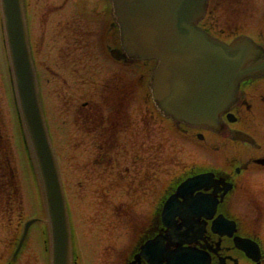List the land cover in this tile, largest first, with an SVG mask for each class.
Segmentation results:
<instances>
[{
  "label": "rangeland",
  "instance_id": "obj_1",
  "mask_svg": "<svg viewBox=\"0 0 264 264\" xmlns=\"http://www.w3.org/2000/svg\"><path fill=\"white\" fill-rule=\"evenodd\" d=\"M31 1L38 7L32 4L31 12L34 17L30 31L33 40H37L41 47V56L38 59L44 61V65L41 63L40 70L43 104L48 124L54 134L59 165L74 222L75 254L79 255L81 264H116L117 262L122 264V260L128 254L129 238L135 236L137 228L140 227L145 216L148 215L150 202L151 209H153L154 199L159 198L156 196L162 193L163 189L161 190V187L169 182L171 173L184 163L194 162L219 166L224 159L221 153L218 154V151H212L213 155L210 157L207 150H205L206 148L202 147L203 143H196L195 140L189 141L173 131L170 121L165 122L155 116V120L152 119L153 130L149 143L152 151H155L156 148L159 149V145H165L161 146V149L156 153H152L153 158L165 160V165L162 167L165 173L152 174L151 181L144 186L140 183L141 187L136 186L135 190L128 188L127 184L126 187L120 185L116 191L101 198L100 187H98L101 184H98L93 178V181L85 180L83 172V164L87 162V159L94 157H92L93 153L89 151L92 139L89 134L85 135L81 132L80 124L75 123L73 120V114H71L72 116L69 115L72 106L77 112L75 102L82 101L85 95L80 91L76 94L73 74L59 57L63 40L61 39L56 43L52 39L53 22H50L49 26L42 27L41 25V28H38L39 23L36 20L35 11L39 13V10H41L40 4H43L45 0ZM222 10L224 13L221 10L218 13L223 14L221 19L228 21L229 26H235L237 21L239 23L250 21V24L244 26L237 23L236 27L243 30V32L255 33L257 7L254 0H248V2L242 4L235 2L233 7H230V3L222 4ZM56 15L59 17V12ZM226 25L223 24L222 26L226 27ZM42 44L44 45L42 46ZM3 45L4 38L0 31V126L5 135V139L2 137L3 144L7 141V145L11 149L8 155L17 169V185L24 199L25 210L30 216L38 213L41 217H44L45 211L37 198V188L34 185V170L29 165L31 154L27 150L26 140L20 134L22 127L14 107V94L10 86L11 77L10 73L7 72L9 70V68L7 70L8 61L5 51L2 49ZM110 65L111 71H109ZM110 65L106 63L104 70L101 68L99 78H110L114 69L111 63ZM143 65L141 63L130 67H121L115 69V71L118 70L121 74L128 72V77L125 78L132 81L137 76L138 70L142 72V69L147 70L153 64L151 63L147 67ZM48 67L51 69H48ZM71 90H74V92L70 93ZM72 94H76V97ZM140 135H144V133ZM215 140L217 142L223 141L221 137L220 139L219 137L213 139L212 142L215 143ZM222 146L225 149L222 153H232V147L225 145L224 142ZM128 164H132V161H129ZM252 177L250 187L254 195H246L241 188L237 189L232 195L231 204L229 203L228 208L230 214L243 223H246L243 220L244 216L250 215L252 219L249 218V223L254 225L260 219L257 211L260 212L264 209L260 208L264 206V173L259 175L254 173ZM166 179L168 180L165 181ZM258 185L259 187H257ZM259 188L262 189L257 191ZM245 208L249 211H246ZM25 216L26 214H24L23 221L26 218ZM21 221V217H16L13 223L5 228L6 222L0 220V258L9 259L11 246H7L4 242L12 237L14 238L17 233L20 234L21 228L17 233L15 230L18 227V222ZM33 231L34 235L39 232L37 227ZM44 255L46 256V250L39 236L29 237L27 248L21 255L22 259H42Z\"/></svg>",
  "mask_w": 264,
  "mask_h": 264
},
{
  "label": "water",
  "instance_id": "obj_2",
  "mask_svg": "<svg viewBox=\"0 0 264 264\" xmlns=\"http://www.w3.org/2000/svg\"><path fill=\"white\" fill-rule=\"evenodd\" d=\"M114 2L126 49L142 57L159 59L151 86L160 109L178 121L218 126L220 113L233 99L240 79L260 68L258 65H246L257 52L255 44L242 38L227 46L197 27L195 21L203 9L204 0ZM1 4L19 107L44 187L54 264H68L70 239L65 198L39 105L20 0H1ZM171 216L163 214L165 220L171 219ZM202 216L212 215L183 209L180 213L183 225L190 227L180 234L189 236L198 221L196 219ZM32 222L27 223L26 230ZM224 226V222H220L219 228ZM177 228L180 230L183 227ZM237 244L257 259L256 244L247 239H238Z\"/></svg>",
  "mask_w": 264,
  "mask_h": 264
},
{
  "label": "flooded vegetation",
  "instance_id": "obj_3",
  "mask_svg": "<svg viewBox=\"0 0 264 264\" xmlns=\"http://www.w3.org/2000/svg\"><path fill=\"white\" fill-rule=\"evenodd\" d=\"M43 6V5H42ZM61 5L58 4V2H52L51 4H46L44 7V9L39 10L41 17H43L44 15L47 14H51L53 12V10H55L57 7H60ZM83 12L85 17H87V14L89 13L90 16H94L99 12L98 6L92 8V9H88L87 6L83 7ZM65 25H63V23L61 21H59V23L57 24L56 27V31L54 30L56 36L58 35H66V30H63V28H67L68 32V36L72 39V48L71 51L73 53H76L78 55V59L75 60V69L82 70V67L84 65L83 69H87L88 66L87 65V61L83 62V55H97L98 54V49L97 47L94 48L93 46H89L88 42H84L82 39V34L81 32L77 29L75 30L74 33V27L71 28V26L67 25L68 21H65ZM112 24V23H111ZM61 30V31H60ZM89 31V30H88ZM88 31H86V36H88ZM91 34L90 36H92L91 38H94L95 36L92 35L93 30L89 31ZM110 34H113V38H114V28L112 27L110 29ZM260 34L262 36H264V34H262L260 32ZM63 39V38H62ZM80 66V67H79ZM80 79V77H79ZM84 84V83H83ZM79 86H82V82L78 84ZM255 95V98L257 99V104H258V109L256 111V113L253 115L252 118H255V120L253 121L254 124V129L255 131H253L252 129L250 130L251 135L256 139V142L254 143L255 145L253 146L254 149L256 150H249L248 148L252 146V144H250L251 146L243 144V148L241 151V164H240V168H241V172L242 175H245L244 178V182L247 183V180L249 179V174L248 173H254L257 172V175L259 174H263L264 173V165H262L261 163L259 164L257 162V160L264 158V79L261 78L259 80V84L258 87L256 88L255 92L251 94V98L252 96ZM84 113H83V117L85 115V111L89 108V105L84 104ZM91 107V106H90ZM93 107L90 108V110L88 111V115L87 118L89 120H92L94 111L92 109ZM147 117H138L136 120L135 119H131L130 124H128V127H124V132L128 133L129 135V139H131L132 141H130V143L133 146L136 147H140L144 150H151V144L149 143V138L147 137V132L150 131V121L148 119H146ZM250 118L243 116L242 117V121L247 122L249 124H251V121L249 120ZM143 125V128L141 127ZM118 126V122L115 119H106L104 118V116L102 115V113H100L99 115H97V125L95 126V131L97 133V137H102V135L109 134V133H113L115 132L114 127ZM91 127V126H90ZM91 132H92V128ZM144 131V135H140L142 134V132ZM253 131V132H252ZM138 133V134H136ZM138 142V143H136ZM99 146V148L97 147ZM103 146V141L99 138L97 139V143H96V149H102L101 147ZM247 171V172H246ZM243 175V176H244ZM240 264L241 261H243V259H226V264H234V262ZM219 262L218 259H212V264H217Z\"/></svg>",
  "mask_w": 264,
  "mask_h": 264
}]
</instances>
